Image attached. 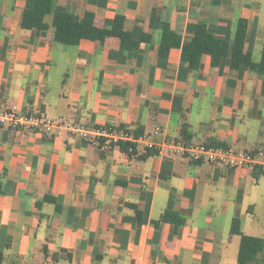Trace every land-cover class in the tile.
Returning a JSON list of instances; mask_svg holds the SVG:
<instances>
[{
  "label": "crops",
  "instance_id": "crops-1",
  "mask_svg": "<svg viewBox=\"0 0 264 264\" xmlns=\"http://www.w3.org/2000/svg\"><path fill=\"white\" fill-rule=\"evenodd\" d=\"M55 0V10L110 31L115 16L134 40L56 44L47 29H24L35 0H0V108L14 107L92 126H120L147 141L221 144L264 152V75L227 58L202 55L191 72L181 49L159 56L166 26L181 42L203 23L232 42L237 18L248 21L244 52L258 62L264 0ZM130 155L64 134L54 138L0 127V260L7 264H238V233L256 237L264 174L192 163L178 155ZM257 173L260 170L257 169ZM49 197L56 205L45 202ZM166 210L184 218L174 233ZM136 212L140 214L138 219ZM259 238V236H258ZM258 254L249 264H264Z\"/></svg>",
  "mask_w": 264,
  "mask_h": 264
},
{
  "label": "trees",
  "instance_id": "trees-1",
  "mask_svg": "<svg viewBox=\"0 0 264 264\" xmlns=\"http://www.w3.org/2000/svg\"><path fill=\"white\" fill-rule=\"evenodd\" d=\"M217 0L213 3L217 4ZM52 15V25L54 28V42L56 44L75 47L81 40L98 41L103 43L104 40L111 36L116 37L120 41L122 49L128 52H134L139 49L141 43L149 42V36L142 35L140 40H134L129 34L124 32L122 16H115L110 31H104L94 25V16L92 13H85L81 20H76L70 13L55 10V0H35L32 9H26L23 12L21 26L24 29H33L37 33L47 29L44 18ZM248 30V21L243 18H237L234 22V32L232 42L218 41L206 29L203 23L197 24L193 29V35L181 42L178 37L171 35L165 26L159 40V56L166 58L170 49H181V60L185 62L191 72H195L199 68L200 58L202 55L210 57L211 66L217 67L223 58H227L230 71H237L241 67L250 71H255L264 75V45L261 58L258 62H253L251 56L244 52V44ZM139 135L138 132H135ZM214 146H224L221 144H208ZM117 147L128 154L129 144H119ZM151 152L144 154L150 155ZM253 170L254 178L257 179L261 173ZM45 202L56 205V201L52 198L45 197ZM138 219L140 214L136 212ZM169 223L174 227V233L184 226L185 220L177 213L166 210L162 213L159 220L154 222L155 226L159 223ZM240 243L238 248L237 262L238 264H249L253 262L258 254L264 252V239L252 237L238 233Z\"/></svg>",
  "mask_w": 264,
  "mask_h": 264
},
{
  "label": "built area",
  "instance_id": "built-area-1",
  "mask_svg": "<svg viewBox=\"0 0 264 264\" xmlns=\"http://www.w3.org/2000/svg\"><path fill=\"white\" fill-rule=\"evenodd\" d=\"M12 132L25 130L37 134H50L61 138L64 134L103 148L129 144L128 152L143 145L142 153L148 151L158 155L173 154L192 163H207L227 169H259L264 174V152L262 150H238L231 146L208 144H182L168 141H147L133 130L120 126H92L68 120H55L35 113H22L14 107L0 108V127ZM0 264H7L0 260Z\"/></svg>",
  "mask_w": 264,
  "mask_h": 264
},
{
  "label": "rangeland",
  "instance_id": "rangeland-1",
  "mask_svg": "<svg viewBox=\"0 0 264 264\" xmlns=\"http://www.w3.org/2000/svg\"><path fill=\"white\" fill-rule=\"evenodd\" d=\"M254 225L256 226L255 232L259 238L264 239V199L258 204L256 209V217L254 218ZM264 257V252L260 255ZM264 262V261H263Z\"/></svg>",
  "mask_w": 264,
  "mask_h": 264
}]
</instances>
